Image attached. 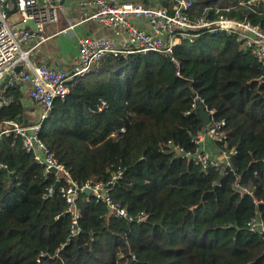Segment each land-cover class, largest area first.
<instances>
[{
  "label": "trees",
  "instance_id": "1",
  "mask_svg": "<svg viewBox=\"0 0 264 264\" xmlns=\"http://www.w3.org/2000/svg\"><path fill=\"white\" fill-rule=\"evenodd\" d=\"M174 57L104 58L55 99L40 131L79 184L121 171L112 195L131 220L112 218L83 192L74 235L54 174L45 176L18 135L0 138V264H264V233L248 228L257 214L264 223V68L226 35L205 34ZM20 92L4 87L1 124L29 126ZM197 95L226 122L227 138L215 145L236 150L231 171L204 172L193 160Z\"/></svg>",
  "mask_w": 264,
  "mask_h": 264
},
{
  "label": "built area",
  "instance_id": "2",
  "mask_svg": "<svg viewBox=\"0 0 264 264\" xmlns=\"http://www.w3.org/2000/svg\"><path fill=\"white\" fill-rule=\"evenodd\" d=\"M64 1L66 0H0V85L5 81H8L5 87H14L20 82L31 85L29 97L41 106L39 122L29 126L18 121L5 122L2 124L5 128L0 130V138L12 132L18 135L24 150L43 166L45 176L51 173L55 175L56 185L60 184L59 192L68 205L66 213L72 216L75 235L80 232L78 222L81 218L77 204L86 190H91L95 201L103 204L112 218L131 220V217L128 210L116 202L112 195L118 179L123 177L121 171L114 173L107 182L86 181L79 184L41 139L42 125L49 118L55 99L65 98L70 92L71 83L79 82L89 75L95 65L108 56L127 58L136 53H159L176 61L174 53L178 47L184 43L195 44L205 34L231 37L264 68V0H241L238 5L227 8L205 6L200 13H196L197 6L187 0H171L174 5L172 11L165 8L152 9L141 4L120 3L119 0H84V6L92 5L97 8L88 17L89 20L112 28L117 36L125 35L126 40L117 43L104 37L80 39L76 63L69 71L56 70L46 65H31L30 54L48 41L49 38L44 34L45 28L58 23ZM13 16H17L24 25L15 28V23L11 20ZM134 20L145 21L150 30L139 29ZM68 22L67 30L73 29L72 22ZM26 24H32L34 29H28ZM22 64H25V68L27 64L30 65L31 71L21 70L17 73L18 65ZM4 104V98L0 99V107ZM199 104L205 107L210 122L195 139L198 150L193 155V160L204 168V172L211 167L231 171L230 160L232 155L237 154L236 150L224 151L219 157H215L203 146L207 140L215 143L226 140V122L218 121L215 111H210L199 95L192 101V111L198 110ZM103 107L107 108L106 103ZM176 150L181 156L191 155H185L178 148ZM0 170H6V167L0 166ZM239 190L242 195L251 194L246 188ZM47 192L51 195L54 188H48ZM248 228L253 232L264 233L260 214L248 223Z\"/></svg>",
  "mask_w": 264,
  "mask_h": 264
},
{
  "label": "crops",
  "instance_id": "3",
  "mask_svg": "<svg viewBox=\"0 0 264 264\" xmlns=\"http://www.w3.org/2000/svg\"><path fill=\"white\" fill-rule=\"evenodd\" d=\"M83 1L84 0H66L63 2L58 23L47 25L45 28L44 34L49 38L48 41L30 54L31 65H46L56 70L69 71L76 63L80 39L84 37H104L112 39L117 43L126 40L125 35L117 36L112 28L102 25L97 21L89 20L88 17L92 15L97 8L92 5L84 6ZM119 2L141 4L152 9L165 8L169 11H172L174 8L171 0H119ZM200 7L201 6H197L196 8ZM195 11L197 13V9H195ZM11 20L15 23V28L24 25L17 16H13ZM68 20L74 25L73 29L67 30L69 28ZM133 22L139 29L145 31L150 30L149 25L145 21L134 20ZM26 27H28V29H34L32 24H26ZM65 30H67V32L63 33ZM24 65H18V67H20L22 71H31L30 65L27 64L26 68ZM17 87L21 90L20 100L25 108V115L23 116L25 120L24 123L30 125L36 121L38 122L41 117V106L34 103L29 97L28 92L31 85L20 82L14 86V88ZM3 89L4 88L0 86V99H2ZM203 146L205 150L213 156L219 157L221 155L213 141L208 140L204 142Z\"/></svg>",
  "mask_w": 264,
  "mask_h": 264
},
{
  "label": "water",
  "instance_id": "4",
  "mask_svg": "<svg viewBox=\"0 0 264 264\" xmlns=\"http://www.w3.org/2000/svg\"><path fill=\"white\" fill-rule=\"evenodd\" d=\"M187 1H191L192 3H194L197 6H203V5H207L208 6L211 3H217V2L222 1V0H187ZM20 71H21V68L18 67L16 69V72L20 73ZM260 81L263 82V79H261ZM7 82L8 81L3 82L1 87L4 88L7 85ZM198 111H199V115H200V118H201V121H202V123H201V132H202L207 127V125L209 124L210 116L206 112V109H205V107L202 104H199ZM2 171H4V170H2ZM53 172H56V171L53 170ZM59 188H60V184H57L55 189L57 190ZM86 193L91 194V190H86Z\"/></svg>",
  "mask_w": 264,
  "mask_h": 264
},
{
  "label": "rangeland",
  "instance_id": "5",
  "mask_svg": "<svg viewBox=\"0 0 264 264\" xmlns=\"http://www.w3.org/2000/svg\"><path fill=\"white\" fill-rule=\"evenodd\" d=\"M223 1V0H222ZM219 2H221V1H219ZM218 3V2H217ZM1 86V85H0ZM5 127L2 125V124H0V130H2V129H4ZM208 141V140H207ZM214 144H215V142H214Z\"/></svg>",
  "mask_w": 264,
  "mask_h": 264
},
{
  "label": "bare ground",
  "instance_id": "6",
  "mask_svg": "<svg viewBox=\"0 0 264 264\" xmlns=\"http://www.w3.org/2000/svg\"><path fill=\"white\" fill-rule=\"evenodd\" d=\"M5 171V170H4ZM51 174H53V173H51ZM55 176V175H54Z\"/></svg>",
  "mask_w": 264,
  "mask_h": 264
}]
</instances>
